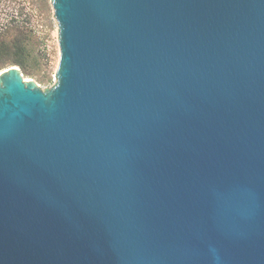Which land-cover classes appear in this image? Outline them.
<instances>
[{
  "label": "water",
  "instance_id": "1",
  "mask_svg": "<svg viewBox=\"0 0 264 264\" xmlns=\"http://www.w3.org/2000/svg\"><path fill=\"white\" fill-rule=\"evenodd\" d=\"M55 84L0 72V264H264V0H50Z\"/></svg>",
  "mask_w": 264,
  "mask_h": 264
},
{
  "label": "rangeland",
  "instance_id": "2",
  "mask_svg": "<svg viewBox=\"0 0 264 264\" xmlns=\"http://www.w3.org/2000/svg\"><path fill=\"white\" fill-rule=\"evenodd\" d=\"M10 18L25 27L27 55L23 78L32 80L40 89L51 88L56 82L59 46L50 0H0V32L10 27ZM14 34V31H9L8 37ZM10 66L15 65L4 62L0 65V72Z\"/></svg>",
  "mask_w": 264,
  "mask_h": 264
},
{
  "label": "trees",
  "instance_id": "3",
  "mask_svg": "<svg viewBox=\"0 0 264 264\" xmlns=\"http://www.w3.org/2000/svg\"><path fill=\"white\" fill-rule=\"evenodd\" d=\"M10 27L0 32V65L9 62L17 66L21 73L26 74L25 57L27 55L25 40V27L23 23L10 18ZM9 31H14L12 37H8Z\"/></svg>",
  "mask_w": 264,
  "mask_h": 264
}]
</instances>
